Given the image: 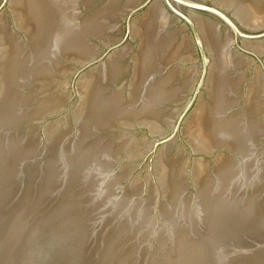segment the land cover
Instances as JSON below:
<instances>
[{
	"label": "water",
	"instance_id": "1",
	"mask_svg": "<svg viewBox=\"0 0 264 264\" xmlns=\"http://www.w3.org/2000/svg\"><path fill=\"white\" fill-rule=\"evenodd\" d=\"M0 264H264V0H0Z\"/></svg>",
	"mask_w": 264,
	"mask_h": 264
}]
</instances>
